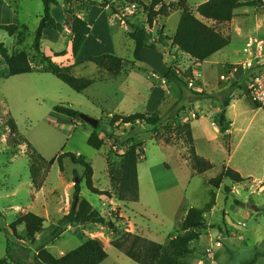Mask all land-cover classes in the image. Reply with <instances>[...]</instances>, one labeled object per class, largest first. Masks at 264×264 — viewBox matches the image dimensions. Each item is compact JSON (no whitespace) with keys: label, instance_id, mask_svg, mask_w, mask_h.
I'll return each instance as SVG.
<instances>
[{"label":"rangeland","instance_id":"obj_1","mask_svg":"<svg viewBox=\"0 0 264 264\" xmlns=\"http://www.w3.org/2000/svg\"><path fill=\"white\" fill-rule=\"evenodd\" d=\"M7 1L12 10H17L16 18L7 11H2L0 25H27L32 34L25 42L27 46L32 42L33 33L42 22L43 5L38 0ZM56 1L58 7L55 8L54 18L62 24L66 19L64 9L67 0ZM108 1L119 12V18L108 20V16L114 14L110 9L109 12L101 9L90 11V23L95 25L94 34L100 39L97 43L91 37L90 46L95 42L96 55L106 53L124 59V72L140 73H137L138 82L130 88L137 91L139 96L137 101L126 104L124 113L148 112L145 98L152 89L151 84L165 85L152 68L144 62L134 60V44L126 36L129 29L127 22L145 28L149 42L154 43L164 53V62L168 67L175 69L180 75L192 70L193 79L186 80L188 86L191 83L195 89L204 90L212 99L194 100V96L188 93L171 112L178 96L168 89L169 94L164 97L165 92L157 87L151 97L154 98L158 109L156 111L163 117L164 123L157 134L152 133L145 125L136 127L138 134L135 143L141 144L143 151L141 162L137 166L138 201L129 204L113 198L106 200L92 194L85 181L80 183L79 196L89 202L103 218L118 225L121 232L143 235L163 244L176 232L184 210L191 207L203 208L209 202L210 192L213 191L216 194L215 205L205 214V219L209 224L208 230L212 239L218 236L216 233L220 231L219 228L223 234V246L212 249L215 263L264 264V109L257 108L246 98L240 83L232 87L230 82L222 81L219 74L215 81L208 75L197 77V72L193 71L197 64H191L190 59L180 56L164 45V36L169 37L176 31L180 17L178 11L170 13L166 18L158 17L149 26L146 14L138 4V9L125 14L123 9L126 2ZM177 1L166 0V3ZM206 1L208 0H188V8L194 12L197 6ZM195 16L229 39V45L216 54L214 60L235 64L236 69L239 68L236 66L238 63L246 60L243 48L247 38L264 39V6L240 8L230 22L222 24L207 21L196 13ZM121 20L124 21V26L121 25ZM106 26L110 30L107 34ZM53 34L52 30H44V44L48 47L53 44ZM0 42L10 52L16 45L15 39L1 30ZM85 56L84 52L80 58ZM83 68L84 77L94 80V83L78 94L51 74L33 73L8 77L7 68L0 59V259L5 257V242L11 223H14L20 214L33 213L45 220L46 232L44 235H37L38 241L35 243H31L27 237L19 236L20 244L29 248L28 252L20 251L19 257L24 264H33V256L40 240L50 233L51 226L57 224L73 207L75 180L79 183L83 173L82 168L72 164L69 159L63 160V172L60 171L59 164L54 162L45 176L42 190L34 192L25 155L26 146L21 145L12 151L7 145L10 138L9 129L5 126L8 115L15 121L20 135L47 161L62 153L82 155L92 166L93 186L98 190L115 193L108 171L112 166L113 169L118 168V158L124 153V149L107 138L99 151L92 149L87 145L92 127L80 122L77 125L76 121L71 122L53 110L59 105L70 106L80 114L96 119L104 111L114 107L120 95L119 82L102 77L105 71L98 72L94 64H85ZM228 68L229 66L224 65L219 73L224 74ZM233 72L236 74L237 70L233 69ZM198 82L202 88L197 87ZM224 96L229 98L230 103L226 109V119L233 125L231 128L229 125L230 134H222L215 120L221 112L219 103ZM158 102H161V106ZM195 104L197 108L194 110ZM103 117L105 116L101 117V121H105ZM189 130L193 134L196 153L212 165L211 170L194 179H191L192 172L194 175L195 173L189 159ZM11 153H15L13 158L9 156ZM224 168H230L250 180L242 184L224 180L219 189H214L208 182L219 176ZM74 170L78 172L79 178L73 174ZM226 187L229 192L225 191ZM65 193L68 194L67 200ZM10 207L14 208L11 210ZM118 219L121 221H117ZM240 222L246 224L244 229L238 228ZM235 233L243 236V240H234L232 235ZM87 238H98L103 242L108 257L101 264H136L112 247V232L101 224L83 222L68 226L60 238L48 244L46 249L54 256L60 257L81 246ZM204 245L205 237L200 242L190 244L193 249L200 251L196 255L199 259H204Z\"/></svg>","mask_w":264,"mask_h":264},{"label":"trees","instance_id":"obj_2","mask_svg":"<svg viewBox=\"0 0 264 264\" xmlns=\"http://www.w3.org/2000/svg\"><path fill=\"white\" fill-rule=\"evenodd\" d=\"M38 1L43 5L42 22L33 33L32 42L27 46H25V42L32 35L28 26L19 24L0 25V30L14 38L16 43L10 52L0 42V59L8 69V77L36 72L47 73L53 75L74 92L81 94L94 83V80L75 77L71 71L72 66L58 65L52 62L49 57H46L42 52V33L44 30H52L62 34L64 26H70L71 54L73 58H76L90 34L87 14L93 9L106 8L112 10L116 15H119V12L108 0H68L66 3L65 25H62L55 21L51 13L52 8L58 7L57 1ZM123 2L136 3L141 6L146 14L149 26L158 17L166 18L170 13L178 11L180 17L176 31L172 36H164V40H166L164 45L177 54L180 53L189 57L196 63H203L222 51L229 45V39L213 27L199 20L195 13L205 20L222 24L230 22L235 16V11L240 8L264 6V0H208L197 6L193 12L188 8V0H178L169 4L166 3V0H149L148 3L137 0H123ZM127 23L129 29L126 32V36L134 44L133 58L136 62H143L140 55L143 48H152L161 52L164 56V53L154 43L149 42V36L144 27L131 24L130 22ZM64 55L65 52L57 54V56ZM87 61L94 64L99 70L114 76L123 72L126 63L124 59L111 54L91 56ZM169 69L166 77L162 80L167 88L178 96L177 102L170 110L171 112L175 109L177 103L185 99L188 93L194 96V100L212 98L204 90H197L193 86H188L186 80L189 78L193 79L192 70L180 75L170 66ZM226 73L229 72L227 71ZM154 74H156L155 71ZM197 85L201 86L199 82ZM237 85L239 83L232 84V87ZM229 104V98L224 96L219 103L221 112L215 119L222 134L229 130L230 123L226 119V109ZM53 110L68 119L86 124L79 118L80 113L73 110L70 106L59 105L55 106ZM163 123L164 119L158 111L154 113H135L127 116L114 114L111 117H106L105 121L99 120L97 127L87 139V145L99 151L104 146V139L107 138L113 140L115 145L124 149V153L118 158V168L113 169L112 166L108 171V175L112 178V187L115 192L113 194L108 190H98L93 186L92 166L82 155L62 153L47 161L20 135L15 121L8 115L5 126L9 129L10 138L7 145L11 147V150L21 145L26 146L25 155L28 159L31 188L34 192L42 189L45 176L54 162L59 164L61 172H63L64 159H69L72 164L81 167L83 170L81 178H79L76 170L73 172L80 179V182L74 185L75 201L73 207L67 215L58 220L57 224L52 225L51 232L40 240L39 247L33 256V264H101L104 262L108 255L103 242L98 238H87L81 246L60 257L54 256L46 249L48 244L60 238L68 226H75L83 222L105 225L112 232V247L136 264H192L191 259L195 251L190 247V244L199 242L201 236L206 234L209 228L205 214L209 213L215 205L216 194L213 191L210 192L209 202L203 208L191 207L186 210L185 216L179 223L176 232L164 244L157 243L138 234L126 231L121 232L118 225L112 220L103 218L89 202L79 196L80 183L85 181L87 189L92 194L106 200L113 198L123 203L137 202L139 197L137 166L141 162L143 151L141 150V144L135 143L138 134L136 127L145 125L152 133L157 134ZM128 124L130 128H126ZM101 133L104 138L100 137ZM188 142L190 144L189 159L195 175H201L211 170V163L196 153L193 147L191 130L188 133ZM9 156L13 158L15 153H11ZM224 180H228L233 184H242L250 180V178L245 179L238 172L230 168H224L222 173L211 179L208 184L214 189H219ZM225 191L229 192L230 190L226 187ZM117 221H121V219ZM44 222L43 218L33 213L18 215L16 221L9 226L11 232L6 240V254L3 259H0V264H24L19 257V253L20 251L28 252L29 248L20 244L21 238L17 235V226H23L25 237L31 243H35L38 241L36 236L44 235L46 232ZM211 228H214V226H211ZM219 230L221 231L220 228Z\"/></svg>","mask_w":264,"mask_h":264},{"label":"crops","instance_id":"obj_3","mask_svg":"<svg viewBox=\"0 0 264 264\" xmlns=\"http://www.w3.org/2000/svg\"><path fill=\"white\" fill-rule=\"evenodd\" d=\"M23 1V0H21ZM68 1V0H67ZM66 1V3H67ZM55 8L57 7H54L52 8L51 10V13H52V16L53 17H56L55 16ZM0 20L2 19V11H7L11 16H13L14 18H16V13H17V10L14 11L12 10V8L10 7L9 5V2L7 0H0ZM101 10H106L108 11V8L106 9H101ZM66 11H67V5H66V8L64 9V13L66 14ZM237 11V10H236ZM235 11V13H236ZM109 12V11H108ZM90 15L91 13L87 14V19H88V23L90 25V34L83 46V48L81 49L79 55L76 57V58H73L72 54H71V43H70V26H64V32L61 34V33H58V32H55L54 31V34L52 36V40H53V44L51 46H47L44 44V39H43V33H42V52L44 53V55L46 57H49L52 62L58 64V65H61V66H72V73L75 74L76 77H80V78H85L84 77V72L82 70H84L85 68V64H88L90 62H88V58L91 57V56H96L95 54V45L93 42V44H91L92 46H90V39L91 37L95 39V41L97 42V40H99L100 42V39L94 34V24H91L90 23ZM92 18V17H91ZM119 17L115 14H112L111 16L109 15L108 16V20L110 21H113L115 19H118ZM55 19V18H54ZM56 21V20H55ZM209 21V20H207ZM213 22V21H212ZM204 23V22H203ZM19 25H24V24H20V23H17ZM206 24V23H205ZM8 25V24H7ZM62 25H65V21L62 23ZM208 25V24H206ZM27 26V25H26ZM209 26V25H208ZM259 27V26H258ZM109 27L106 26L105 27V32L106 34L109 33ZM172 36V35H171ZM249 38V37H248ZM97 42V43H99ZM245 44V43H244ZM61 52H65V55L64 56H57V54L61 53ZM86 53V56L83 57V58H80L82 56L83 53ZM221 52V51H220ZM102 54H106V53H102ZM218 54V53H217ZM97 55H101V54H97ZM180 56L182 57H186L187 59H190L189 57L185 56V55H182L179 53ZM216 55V54H215ZM214 55V56H215ZM214 56L211 57L209 60L203 62V63H196L194 60H191V64L195 63L197 65H195L196 67L193 68V71L197 72L196 76L197 77H202V76H211L210 78L213 79V81L216 80V76L217 74H219V77L221 75H223V73H219V70L225 65V66H229L228 70H226V72L228 71H231L233 69H236L235 67V64H224V63H221L220 61H216L214 60ZM71 57V58H70ZM245 62V60L243 62H241V64H243ZM92 64V63H91ZM241 64L238 63V65L236 66H240ZM98 69V68H97ZM8 71V69H7ZM101 71L98 69V72ZM104 72V71H103ZM225 72V73H226ZM37 73V72H36ZM105 74L102 75V77H105L107 79H111L112 81H118L119 82V96H118V100H116V102L114 103V107L112 109H109L108 111H104L102 113V115L98 118H96V120H99L102 119L101 117L102 116H105L103 118H106V117H111L112 115L114 114H118V115H131V114H128V113H124V109H125V106L126 104L128 103H132L134 101H137V98L139 96V93L135 90H132L130 88H132L134 86V83H137V79H139L137 77V73L138 72H121L119 75H111L107 72H104ZM224 73V74H225ZM33 74V73H32ZM39 74H42V73H39ZM43 74H47V73H43ZM140 74V73H138ZM27 75H31V74H27ZM111 75V76H110ZM23 76V75H21ZM236 78H241V70H239V68L237 69V72L235 74ZM110 77V78H109ZM242 79V78H241ZM238 80V79H237ZM149 81V80H148ZM242 82V81H241ZM240 82V84H241ZM164 83V82H163ZM200 83V82H199ZM227 83V82H225ZM233 83H229V85L232 86ZM150 86V85H149ZM240 86V85H239ZM152 87V89H150L148 92L149 95L146 96L145 98V105L147 106V109H148V112L146 113H154V111L158 110L156 109V105L154 103V98L151 97V95H153L154 93V90L157 89V87L160 88L161 91L165 92V95L164 97H166V95L169 94V91H168V88L166 85H161V84H157L155 83V85L150 86V88ZM198 88H202L203 86H197ZM241 88V87H240ZM242 89V88H241ZM164 99V98H163ZM162 99V100H163ZM212 99V98H211ZM159 106H161V102L159 103ZM157 104V105H158ZM197 108V104L194 105L193 109L195 110ZM57 114V113H56ZM60 115V114H59ZM63 116V115H62ZM65 117V116H64ZM67 118V117H66ZM71 122L75 121V120H71L69 119ZM77 125H78V121H76ZM233 125L230 123V128L232 127ZM126 128H130V125H126ZM92 131L94 130V128H91ZM216 131L218 132V128H216ZM231 132V129H229L227 131L228 134H230ZM92 133V132H91ZM90 133V134H91ZM100 137L101 138H104V135L101 133L100 134ZM192 137H193V134H192ZM194 140V138H193ZM78 155V154H77ZM200 156V155H199ZM202 157V156H200ZM204 158V157H203ZM205 159V158H204ZM107 165V164H106ZM196 176L198 175H194L193 172L191 174V179H194ZM72 186H68V188H70ZM43 188V187H42ZM42 190V189H41ZM40 190V191H41ZM38 191V192H40ZM37 192V193H38ZM64 197H66V200H67V197H68V194L65 193ZM63 197V199H64ZM136 203V202H135ZM129 204H132V203H129ZM15 207V206H14ZM14 207H10V209L12 210ZM17 208V207H15ZM188 208V207H187ZM127 209V208H126ZM186 210H184V216H185V213H186ZM183 216V217H184ZM183 219V218H182ZM12 224V223H11ZM209 226V224H207ZM5 226L8 228V225L5 224ZM9 232L10 229L8 228ZM208 232H206V234L202 235L201 238H200V241L205 237V245L204 247L202 248L205 252L204 254V259L202 258H197V254L200 252L199 250L197 249H193L191 246V248L195 251V253L193 254V257L191 259V263L192 264H210V262L208 261V251L210 249V246L213 244L212 242L215 241V239L217 238H220L221 239L223 238V234L218 231L216 234H218V236L214 239H212V236H211V233L209 232V230H207ZM210 233V234H208ZM17 235L20 236V237H25V232H24V229H23V226H18L17 228ZM210 235V236H209ZM143 236V235H142ZM144 237V236H143ZM167 241V240H166ZM199 241V242H200ZM162 244V243H161ZM164 244V243H163ZM5 245H6V242H5ZM5 254H6V247H5ZM216 264V263H215Z\"/></svg>","mask_w":264,"mask_h":264},{"label":"built area","instance_id":"obj_4","mask_svg":"<svg viewBox=\"0 0 264 264\" xmlns=\"http://www.w3.org/2000/svg\"><path fill=\"white\" fill-rule=\"evenodd\" d=\"M135 9H138L136 3L126 2L123 12L125 14H130ZM121 25H125L123 20H121ZM97 42H99V40H97ZM243 54L246 55V60L239 66V69L241 70L240 77L242 79L236 78L233 70L221 75L220 79L233 84L242 81L240 87L244 91L246 98L257 108L264 109V39L259 40L252 37L247 38L244 44ZM189 87H192L191 83L189 84ZM245 227L246 224L244 222L238 223L239 229H244ZM232 237L236 241L243 240V236L237 233L233 234ZM221 240V237L215 239L210 246L207 257L210 264H215L212 256V249L221 248L223 246Z\"/></svg>","mask_w":264,"mask_h":264},{"label":"water","instance_id":"obj_5","mask_svg":"<svg viewBox=\"0 0 264 264\" xmlns=\"http://www.w3.org/2000/svg\"><path fill=\"white\" fill-rule=\"evenodd\" d=\"M141 59L147 64L153 71L156 72L159 78L164 79L169 72V67L164 62V56L161 52L154 50L152 48H143L141 50ZM79 118L88 124L92 128H96L98 125V120L90 118L86 115L79 114ZM78 180H75V184Z\"/></svg>","mask_w":264,"mask_h":264}]
</instances>
